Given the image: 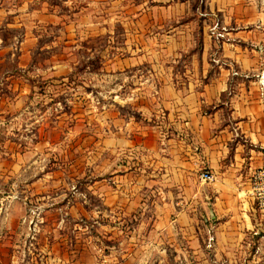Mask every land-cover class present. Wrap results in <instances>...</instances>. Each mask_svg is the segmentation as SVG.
<instances>
[{"label": "rangeland", "instance_id": "374dc122", "mask_svg": "<svg viewBox=\"0 0 264 264\" xmlns=\"http://www.w3.org/2000/svg\"><path fill=\"white\" fill-rule=\"evenodd\" d=\"M173 2L176 12L160 7ZM230 13L235 21L264 20V0H0V94L19 101L0 114V163L17 165L2 176L18 181L0 188L14 198L6 208L14 217L2 236L3 264H201V252L172 242L152 219L107 212L94 192L102 190L91 184L103 185L117 156L106 142L118 111L105 106L108 59L142 51L148 73L155 52L170 53L160 40L169 25L187 31L179 25L192 22L185 46L180 40L174 48L179 61L172 68L180 69L201 51L203 37L221 36L220 21ZM52 15L70 27L52 23ZM57 58L71 66L62 82L42 72ZM252 244L245 258L261 259L255 238Z\"/></svg>", "mask_w": 264, "mask_h": 264}, {"label": "crops", "instance_id": "0c3cea01", "mask_svg": "<svg viewBox=\"0 0 264 264\" xmlns=\"http://www.w3.org/2000/svg\"><path fill=\"white\" fill-rule=\"evenodd\" d=\"M169 4L160 7L176 12L178 3ZM52 16V23L70 27ZM230 18L220 21L221 36L203 37L201 51L193 52L180 69L172 68L179 61L174 48L180 40L185 46L192 22L179 25L187 31L169 25L160 40L168 43L170 53L163 57L155 52L148 73L142 70L147 58L142 51L108 59L111 99L105 106L119 112L110 117L106 142L117 156L103 185L95 180L91 187L105 190L94 192L110 206L107 212L152 219L172 242L182 240L189 251L201 252V264H264V212L250 194V174L264 165V20L256 15L235 21L231 13ZM62 61L66 58H57L43 74L64 81L71 66ZM114 78L120 81L114 83ZM1 96L0 114L19 102H5ZM120 109L131 113L120 114ZM201 168L213 173V180H201ZM7 171L17 172V165L0 163V188L7 182L18 184L2 176ZM32 184L21 185L27 189ZM1 189L0 245L14 217L6 211L13 196L1 194ZM253 238L261 259L245 258Z\"/></svg>", "mask_w": 264, "mask_h": 264}, {"label": "built area", "instance_id": "2783aa9c", "mask_svg": "<svg viewBox=\"0 0 264 264\" xmlns=\"http://www.w3.org/2000/svg\"><path fill=\"white\" fill-rule=\"evenodd\" d=\"M199 177L204 181H211L214 178V174L210 171L201 168ZM251 181V196L253 197L256 207L264 212V165L256 168L250 174Z\"/></svg>", "mask_w": 264, "mask_h": 264}]
</instances>
